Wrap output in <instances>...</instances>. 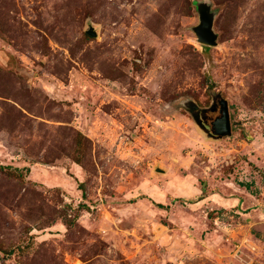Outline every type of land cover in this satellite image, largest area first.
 I'll use <instances>...</instances> for the list:
<instances>
[{"label":"rangeland","instance_id":"rangeland-1","mask_svg":"<svg viewBox=\"0 0 264 264\" xmlns=\"http://www.w3.org/2000/svg\"><path fill=\"white\" fill-rule=\"evenodd\" d=\"M0 264H264V0H0Z\"/></svg>","mask_w":264,"mask_h":264},{"label":"water","instance_id":"water-1","mask_svg":"<svg viewBox=\"0 0 264 264\" xmlns=\"http://www.w3.org/2000/svg\"><path fill=\"white\" fill-rule=\"evenodd\" d=\"M194 31L200 43L205 45L216 44L217 36L212 30V20L204 7L200 10V23L195 27ZM207 133L213 137H222L231 133L230 116L226 99L219 100L218 115L212 121L211 128L207 129Z\"/></svg>","mask_w":264,"mask_h":264},{"label":"flooded vegetation","instance_id":"flooded-vegetation-1","mask_svg":"<svg viewBox=\"0 0 264 264\" xmlns=\"http://www.w3.org/2000/svg\"><path fill=\"white\" fill-rule=\"evenodd\" d=\"M217 116V115H216ZM215 116V117H216ZM215 117L212 119L211 117H209V118H205V117H203L202 118V122H203V124L205 125V127H207V128H211V125H212V121L215 119ZM205 122V123H204Z\"/></svg>","mask_w":264,"mask_h":264},{"label":"crops","instance_id":"crops-1","mask_svg":"<svg viewBox=\"0 0 264 264\" xmlns=\"http://www.w3.org/2000/svg\"><path fill=\"white\" fill-rule=\"evenodd\" d=\"M202 200H204V199H201V201H202ZM240 202H241V201H237L236 203H232V206H237V207L239 206V208H242V203H240ZM220 206H224V205H222V203H221ZM237 210H238V209H237ZM238 212L243 213V212H241V211H239V210H238ZM215 258H216V257H215ZM216 260H217V261H220V259H219V260L216 259ZM216 260H215V261H216ZM217 261H216V262H217Z\"/></svg>","mask_w":264,"mask_h":264}]
</instances>
